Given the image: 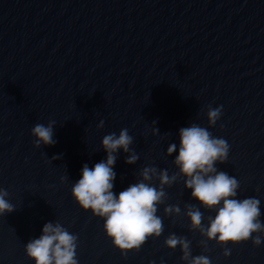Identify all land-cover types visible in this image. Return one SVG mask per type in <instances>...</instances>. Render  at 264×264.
<instances>
[{
	"label": "water",
	"instance_id": "1",
	"mask_svg": "<svg viewBox=\"0 0 264 264\" xmlns=\"http://www.w3.org/2000/svg\"><path fill=\"white\" fill-rule=\"evenodd\" d=\"M49 121L56 143L34 147L31 128ZM191 124L226 140L215 167L239 181L237 199L261 201L264 223V0H0V188L14 205L0 216V264H33L23 245L46 222L77 235L78 264H187L179 246L164 245L171 233L211 264H264V242L228 243L224 257L191 227L188 206L205 225L213 213L190 197L175 151L166 154ZM123 128L138 158L115 154V193L145 167L176 179L157 205L162 234L122 257L70 189L82 165L105 159L102 137ZM148 183L159 186L158 176Z\"/></svg>",
	"mask_w": 264,
	"mask_h": 264
},
{
	"label": "clouds",
	"instance_id": "2",
	"mask_svg": "<svg viewBox=\"0 0 264 264\" xmlns=\"http://www.w3.org/2000/svg\"><path fill=\"white\" fill-rule=\"evenodd\" d=\"M206 115L209 125H214L220 118L221 108H209ZM54 123H37L31 128L34 147L56 143L53 139ZM102 126L103 121L98 127ZM152 131L155 133L157 129L153 128ZM177 136L178 143L169 144L166 154L171 155L175 151L173 164L184 177V187L191 190L190 197L213 213L205 225L202 223L205 217L199 208L188 206L185 215L191 227L198 229L206 240L222 247L249 239L255 246L261 245L264 242L261 201L254 197L237 199L239 181L215 167L216 162L223 163L228 158L229 145L226 140L213 137L206 128L196 124L178 129ZM132 141L133 137L126 128L121 129L118 135L109 133L103 136L101 146L106 154L105 159L91 168L87 164L82 165L80 178L70 189L72 199L82 210L103 221L105 236L122 257L129 250H138L149 237L162 234L163 223L156 215L157 205L162 203L165 195L162 186L170 185L176 179L175 175L169 176L167 170L145 167L140 172L139 181L115 193V154L118 150L130 153ZM137 158V155L130 153L125 163L132 164ZM154 175L158 176L159 186L148 183ZM8 195L5 189L0 188V216L14 210V205L7 199ZM164 211L166 214L179 213L180 208L167 206ZM77 240V235L70 233L59 222H46L41 227L40 235L29 239L23 248L33 264H78ZM164 245L170 249L179 246L180 259L187 264H211L206 255L192 256L190 242L184 237L171 233ZM230 254L231 249L223 247L222 255L228 257Z\"/></svg>",
	"mask_w": 264,
	"mask_h": 264
}]
</instances>
